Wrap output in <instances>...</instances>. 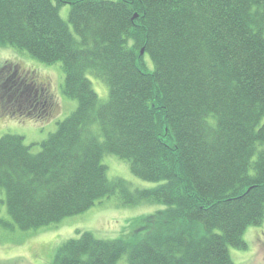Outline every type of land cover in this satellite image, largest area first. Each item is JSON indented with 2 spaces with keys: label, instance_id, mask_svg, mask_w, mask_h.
Instances as JSON below:
<instances>
[{
  "label": "trees",
  "instance_id": "16d2710c",
  "mask_svg": "<svg viewBox=\"0 0 264 264\" xmlns=\"http://www.w3.org/2000/svg\"><path fill=\"white\" fill-rule=\"evenodd\" d=\"M1 46L60 63L78 104L38 153L0 138V189L19 229L116 195L165 207L138 237L78 230L52 264H235L229 249H248L246 230L264 222V0H0ZM88 73L108 85L105 103ZM106 154L160 185L110 180Z\"/></svg>",
  "mask_w": 264,
  "mask_h": 264
},
{
  "label": "rangeland",
  "instance_id": "374dc122",
  "mask_svg": "<svg viewBox=\"0 0 264 264\" xmlns=\"http://www.w3.org/2000/svg\"><path fill=\"white\" fill-rule=\"evenodd\" d=\"M70 6L60 8L61 17L68 21ZM149 68L152 62L146 56ZM23 72H33L38 81L49 86L52 95V108L46 113L19 109L9 103V89L17 82L15 68ZM100 101L109 99V87L100 78L88 73ZM64 73L60 63L43 64L26 53L11 47H0V138L5 135L24 137V143L33 153L41 150V143L57 130V124L67 119L76 109L77 101L63 94ZM34 95V94H33ZM26 98V95L24 96ZM14 105V106H13ZM98 134L99 127L94 126ZM100 138V137H99ZM101 139V138H100ZM102 140V139H101ZM103 163L108 168L110 180L122 179L132 189L156 188L160 183H152L136 177L130 164L111 154H106ZM165 209L164 206L143 201L135 206L122 205L119 196L97 203L89 211L68 217L58 224L37 230L22 231L13 222L5 204V193L0 189V264H52L56 250L67 241L77 238V231L91 232L103 240H119L138 237L142 231L140 220ZM248 249L230 248L235 264H264V222L258 227H249L244 235ZM118 264H127L125 255Z\"/></svg>",
  "mask_w": 264,
  "mask_h": 264
},
{
  "label": "flooded vegetation",
  "instance_id": "af4514ba",
  "mask_svg": "<svg viewBox=\"0 0 264 264\" xmlns=\"http://www.w3.org/2000/svg\"><path fill=\"white\" fill-rule=\"evenodd\" d=\"M15 71L18 80L13 81L14 85L9 89L10 93L7 96L9 103L13 102L19 109L31 108L40 114L47 113L53 105L49 86L38 81L33 72H23L20 76L22 71L20 66H17Z\"/></svg>",
  "mask_w": 264,
  "mask_h": 264
},
{
  "label": "water",
  "instance_id": "95a60500",
  "mask_svg": "<svg viewBox=\"0 0 264 264\" xmlns=\"http://www.w3.org/2000/svg\"><path fill=\"white\" fill-rule=\"evenodd\" d=\"M137 16H135L134 18H136ZM142 54H144V51H142Z\"/></svg>",
  "mask_w": 264,
  "mask_h": 264
}]
</instances>
